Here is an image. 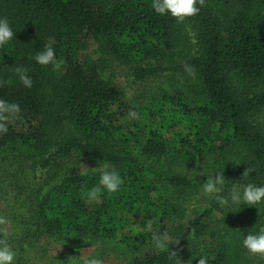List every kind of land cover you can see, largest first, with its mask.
I'll list each match as a JSON object with an SVG mask.
<instances>
[{"label": "trees", "instance_id": "16d2710c", "mask_svg": "<svg viewBox=\"0 0 264 264\" xmlns=\"http://www.w3.org/2000/svg\"><path fill=\"white\" fill-rule=\"evenodd\" d=\"M151 5L0 0L14 32L0 47V99L21 107L0 134V187L25 212L15 232L1 224L0 242L16 251V264L53 263L46 251L47 262L33 261L42 237L90 239L128 253L124 264H264L241 243L264 225V205L239 208L230 199L245 184H264V0H199V12L182 22ZM45 45L58 67L33 59ZM114 63L135 85L172 90L158 85L126 99L102 77ZM16 67L27 70L30 88ZM130 110L139 116L124 127ZM20 164L27 179L17 178ZM64 165L77 172L57 180ZM104 168L119 171L121 188L89 203L83 192ZM218 171L223 206L202 191ZM149 222L182 262L149 248Z\"/></svg>", "mask_w": 264, "mask_h": 264}, {"label": "clouds", "instance_id": "9594fccd", "mask_svg": "<svg viewBox=\"0 0 264 264\" xmlns=\"http://www.w3.org/2000/svg\"><path fill=\"white\" fill-rule=\"evenodd\" d=\"M199 0H152L151 7L155 13L160 15H169L178 22L184 21L186 18L194 16L199 12L196 6ZM14 32L5 18H0V47L6 45L13 40ZM33 59L39 65H52L58 67L59 62L56 57L55 50L45 45L43 50L38 51ZM187 71H191L186 67ZM15 73L19 81L25 88L32 86V80L27 74V70L23 67H16ZM21 113V107L18 103L0 99V134L8 132L7 121L18 119ZM130 119H136L139 116L135 110L128 112ZM123 183V178L118 170L104 168L99 173L97 185L83 192V196L89 203L97 202L101 198L102 193L112 194L118 192ZM225 178L223 172H215V175L207 176L203 181L202 191L206 196H210L218 201L222 206L228 203V198L221 195ZM232 202L239 205L254 206L264 205V184L256 185L253 183L245 184L242 190L233 191L230 194ZM6 223L3 217H0V224ZM147 229L152 232V246L157 250H170V255L177 261H181L176 253L170 249V243H173L166 234H161L159 229H154L151 222L147 225ZM175 242V241H174ZM242 246L253 254L264 256V225L260 226L256 231H249L243 235L241 241ZM17 253L11 245L0 242V264H16ZM77 264H104V260L98 255L85 257L82 262ZM197 264H207L205 258H199Z\"/></svg>", "mask_w": 264, "mask_h": 264}, {"label": "rangeland", "instance_id": "374dc122", "mask_svg": "<svg viewBox=\"0 0 264 264\" xmlns=\"http://www.w3.org/2000/svg\"><path fill=\"white\" fill-rule=\"evenodd\" d=\"M102 77L110 85L120 89L126 99H130L135 94L142 93L147 88L158 85L168 88L170 91L172 90L170 84L167 82H153L149 83L148 86L145 84L135 85L131 82L128 68L116 63L112 64L110 67H107L103 71ZM121 122L123 123L124 127H129L132 123V119L124 118ZM181 132L182 131L178 128H173L171 131H169V133L172 134H178ZM20 165L14 166V170L18 175L17 178L22 177V180H24V178L27 179V168L22 164ZM76 172L77 169L64 165L57 180L63 179L68 175L75 174ZM48 189L49 188L47 187L45 190ZM18 204L19 203L17 201L13 200V192L11 191L10 187H0V217H3L6 220V223H3V225H5L4 228H6L7 231H11V233L16 231L15 228L17 222L20 220L19 216L22 218V216L25 214L23 209L21 213V207H19ZM202 205V202H196L189 210L190 212L188 213V217L192 218L195 215L196 208ZM33 246L35 249L33 250L32 256L36 259L33 260L34 262H47L45 251L47 252V256L51 258L50 260L53 262L51 264H77V262H82L85 257L92 255L100 256L104 260V264H124L129 259L128 253L123 254L118 252V250L106 246L97 247L90 239H85L75 244H71L50 239L49 237H42L40 242H33ZM148 246L149 248H153L152 240L149 241ZM39 250L42 252L39 253Z\"/></svg>", "mask_w": 264, "mask_h": 264}]
</instances>
